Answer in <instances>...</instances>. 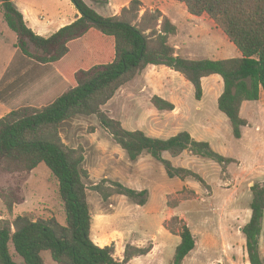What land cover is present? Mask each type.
Here are the masks:
<instances>
[{"label":"trees","instance_id":"obj_1","mask_svg":"<svg viewBox=\"0 0 264 264\" xmlns=\"http://www.w3.org/2000/svg\"><path fill=\"white\" fill-rule=\"evenodd\" d=\"M172 1L183 3L192 15L209 17L241 56L191 60L177 55L169 42L170 37L177 34V26L159 9L141 13L144 6L140 0H132L119 15L112 17L100 15L85 0H71L80 17L50 37L36 34L27 25L14 0H0L4 21L17 36L15 46L40 64H57L65 59L57 65L70 84L40 108L25 106L0 118V171L30 174L45 163L59 182L66 215L65 224L55 217L34 219L29 213L18 215L13 221L0 220V264H46L42 256L45 251L50 252L58 264H127L152 250V245L138 248L128 244L120 260L115 256L114 244L100 247L93 241L87 199L89 187L85 181L89 174L82 167L84 149L65 145L60 133L61 125L73 117L96 115L101 127L125 150L131 161H137L143 154L150 155L163 164L171 178L195 177L204 182L194 171L174 166L164 158L165 153L175 158L190 151L224 167L236 162L216 152L209 142L196 140L187 131L166 139L152 137L142 130L125 129L119 120L102 110L124 85L149 65L166 66L182 74L194 86L197 100L203 97L202 80L219 75L224 89L218 98V108L230 120L234 138H242L243 128L249 126L248 120L241 116L243 104L258 101L264 95V0ZM77 45L80 47L78 59L83 63L65 68L66 59ZM31 46L36 53L31 52ZM87 54L90 61L86 63ZM152 103L161 111L175 110L174 104L158 96L153 97ZM106 183L112 189L105 187ZM91 189L105 201L122 195L144 206L149 199L147 190H135L110 179H103ZM251 191V217L242 227V234L248 262L264 264L260 250L264 184H254ZM21 192L18 188L17 194ZM24 201L20 195L17 201L6 200L9 212H13L14 204ZM173 220L181 224L178 230L168 225L164 227L181 241L171 264H183L195 250L196 239L185 221L178 217ZM15 255L22 259L21 263L15 260Z\"/></svg>","mask_w":264,"mask_h":264},{"label":"rangeland","instance_id":"obj_2","mask_svg":"<svg viewBox=\"0 0 264 264\" xmlns=\"http://www.w3.org/2000/svg\"><path fill=\"white\" fill-rule=\"evenodd\" d=\"M30 1L35 5V15L44 16L45 20H42V23L50 27H55L59 13L64 18L71 16L70 8L64 1ZM125 1L87 0L88 5L104 17L113 16L115 10ZM148 1L155 2V0ZM53 2L56 6L52 9L46 10L42 6L49 7ZM160 4L167 15L175 20L178 35L172 37L170 43L180 49V55L183 57L191 60H222L241 56L236 46L214 26L208 17L190 14L186 6L178 1L163 0ZM193 19L194 21H191ZM3 27L4 18L0 8V118L12 110L28 106L31 102L32 105L42 107L68 87L67 84L58 81L51 84L46 93L40 96L33 95L32 101L28 100L27 96H22L21 93L28 86L35 82L40 83L46 76L54 75L56 71L53 74V66L44 67L35 59L26 57L20 50H16L13 46L17 40L15 33L7 25L5 26L7 28ZM30 50L36 53L34 47L31 46ZM17 51L18 54H15ZM79 51L80 47L75 46L73 54L65 61V68H71L79 62L83 63L78 59ZM83 53L82 48L81 54ZM84 61L86 63L90 61L89 55ZM181 77L172 72L169 75L157 72V79L143 85L138 79L119 90L102 110L109 117L119 120L127 130H142L152 137L166 138L176 135L191 126V115L187 119L180 113L168 114L161 110L153 113L152 109L157 108L152 103V99L157 94L170 96L172 87L179 85L180 90H175L174 95H180L185 99L186 104L183 106L191 108L199 105V101L195 98L194 86L188 81L187 85L180 84ZM183 80L186 81L184 77ZM205 87L204 101L200 104L202 110H195L192 117L197 123L198 135L195 138L209 142L216 152L234 158L236 162L224 167L212 160L194 157L190 151H186L179 160H173L174 166L180 165L194 170L204 180L202 183L195 177H188L186 180L171 178L163 164L156 161L154 163L158 168L150 166L144 171L157 184L147 205L138 206L127 197L120 195L122 200L105 206L114 214L112 228L118 231L134 228L143 236L148 234L156 237L162 244L163 251L169 256L166 255L165 264H171L174 256L175 250L173 253L169 251L172 241L174 243L181 241L179 236L165 234L163 230L165 225L176 230L180 228L181 224L173 220L174 217L185 221L196 239V248L186 260L187 264H232L235 260L239 264H244L247 261L245 237L240 228L244 227L251 217L253 198L251 187L257 183L264 184V103L260 101L261 99L247 102V107L242 109V116L253 123L245 131L244 138L235 139L230 120L218 108V97L224 89L222 79L219 82L208 80ZM74 125L72 133H75L76 138H84L86 134L99 129L98 136L108 139L103 136L105 132L96 115L76 117ZM70 127L64 126L63 129L67 142H71ZM112 143H115L114 140ZM114 162L112 161V165L107 160L101 162V170L106 176L113 177L114 171L111 167ZM125 167L123 165V169ZM120 178L116 181L128 186L129 179ZM85 181L87 182V179ZM104 185L112 189L109 183ZM146 186L149 190L150 187L152 188L149 184ZM175 187L177 189L172 192ZM18 188L22 191L20 194H17ZM19 195L23 196L25 201L15 206L12 213L9 212L6 200L17 201ZM165 195L168 196L165 198ZM22 213H29L34 219L55 217L62 224L66 222L59 182L45 163H41L30 174L0 171V220L13 221ZM150 239V237L144 238V247L151 246ZM260 241L261 256L264 259V222ZM164 252L159 257L161 262L165 259ZM12 253L14 254L13 249ZM42 255L46 264H58L53 261L50 252L45 251ZM156 257L157 254L148 263L153 264ZM15 260L20 261L16 255Z\"/></svg>","mask_w":264,"mask_h":264},{"label":"crops","instance_id":"obj_3","mask_svg":"<svg viewBox=\"0 0 264 264\" xmlns=\"http://www.w3.org/2000/svg\"><path fill=\"white\" fill-rule=\"evenodd\" d=\"M62 1L67 3L68 7L70 8L71 16H69L67 18H64V17H62V14L59 13V17L57 16L56 21H55V27H50V25H45L44 23H42V20H45L44 16L40 15L38 17L37 14L35 15V5L33 4V1H30V0H14V3L19 8V10L23 13L24 18H25V20L27 22V25L36 34H38L40 36H43V37H50L51 35L56 33L60 28L73 23L75 20H77L80 17L79 12L77 11L76 7L71 2V0H61V2ZM85 1L88 4L87 0H85ZM131 1L132 0H126L124 3H122L115 10V13L113 14V16L119 15L121 13L122 9L125 6L129 5V3ZM140 1L143 3V6H144L142 12H144L146 10L159 9L160 11H162V13L164 15L169 17L167 15V12L162 8V6L160 4V3L163 2V0H155V2L148 1V0H140ZM42 6L44 8H46V10H47V9H50V8L52 9L53 7H55L56 4H54V2H53L51 4V6H49V7H47V5H42ZM205 17H207V16L203 15V18H205ZM169 18L176 25L175 20L173 18H171V17H169ZM191 21H194V19L191 20ZM211 21H209V22H211ZM49 22L50 21H48V23ZM213 24H214V26L216 28H218L215 25L214 22H213ZM6 25L7 24L4 21V27H3L4 29L7 28V27H5ZM177 29H178V27H177ZM176 35H178V32H177ZM172 37H174V36L170 37L169 42L171 41ZM16 43H17V40H16V42L13 43L14 48L16 50H20L19 48H16V46H15ZM174 48L176 49V54L180 55V49L176 48L175 46H174ZM15 54H18V51ZM180 56H182V55H180ZM64 60L65 59H63L62 61H60L57 64H62L64 62ZM57 64H42L44 67L53 66V74L55 73V71H56V73L54 75L51 74V76H49V75L46 76L45 79L43 81H41L40 83L35 82L33 85L28 86L26 88V90L23 93H21L22 96H27L28 100H31L33 95L36 94L37 96H40V95L46 93L47 90L49 89V87H51V84L56 83L58 81H60V83H65L67 85H70L69 81H68V77L65 76V74L62 72V70H60V68H59V66ZM157 72H164V73H166L168 75L170 74V72H172L174 74H177L180 77L182 75V74H180V73H178V72H176V71H174V70H172V69H170V68H168L166 66L149 65L145 70H143L139 75H137L134 78V80H132L131 82L127 83L123 87H126L127 85L137 81L138 79L141 81L142 85L146 84L148 81L150 82L153 79H157L156 78V73ZM183 77H181L182 78V83H180V84L187 85V83L189 81L188 82H187V80L184 81ZM52 78H54V79L53 80H49V79H52ZM221 79L222 78L219 75H212L210 77L204 78L202 80L203 95H204V91H205V88H206L205 87L206 81H208V80H216L217 82H219ZM41 83H42V85L40 86ZM145 88H147V87H145ZM172 88H173L174 91L171 89L170 93H172L173 95L171 94L170 96H168V94L167 95L157 94L155 96H158V97H160V98H162V99H164V100H166V101H168V102H170V103L175 105V110L174 111H171V112L166 111L168 114L180 113V115L183 118H187V119H189L190 115H191V126L185 128L184 131L190 132L191 136L193 138H195L196 135H198V132L196 131L197 130L196 129L197 128V126H196L197 123L194 121V119L192 117H193V114H194L195 110H200V111L202 110L201 109L202 105H200V104L203 103L204 98L202 97L201 100H198L199 101V105H197V106H193L191 108L185 107V106H183L184 104H186L185 103V99L183 97H181L180 95H177V94L174 95V92L176 93L175 90H180V86L179 85H174ZM43 97H45V96H43ZM260 101L264 103L263 96H262ZM30 104L28 106H36L34 104L33 105L32 104L30 105ZM245 107H247V102H245L243 104L242 108H241V116H242V109L245 108ZM152 112L156 113V112H159V111H158V109L153 108ZM263 116H264V114H263ZM76 117L78 118L79 116H76ZM76 117H73L70 120L65 121L61 125L60 133H61V137H62L64 143L67 144L70 148L76 149V148H79L80 146L83 147L85 159H84V162L82 164V167L89 174V178L87 179V182H86L87 186L88 187L89 186L90 187L94 186V185L98 184L99 182H101L103 179H110V180L116 181V180L121 179L120 177H124L127 180L129 179L128 180L129 182L127 184L129 188L131 187L132 189L139 190V191H142V190H147L148 191V193H149V200L147 202V204H148L150 202L151 193L153 192L154 189H156V185L157 184H156V182L154 180L149 178V176H147V174L144 171H146L147 167L149 168L150 166H152L153 168H158V167H156L157 165L154 163L157 160L154 159L153 157H151L150 155L143 154L137 161H131L128 158L125 150H123L116 143H112L111 135L106 130H104L103 128H102V130H104V132H105V135H103V136H106L108 139H105L104 137L101 138V137L98 136L99 129H96L95 132H93V133L86 134V136L84 138H78V137L76 138L75 137L76 136L75 133L74 134L72 133L73 132L72 129L75 128L74 124H75V121H76ZM254 119H256V117ZM246 120H248V119H246ZM248 122H249V126L243 128V136H242V138H244L245 131L248 128H250L251 124L253 123V121H249V120H248ZM64 126H71L70 127L71 130H70V133H69V138L71 139V142H67L66 141L65 134L63 133ZM172 136H174V135H172ZM153 137L166 139V138H169L171 136H168L166 138L165 137H161V136H153ZM199 141H201V140H199ZM184 153H186V151ZM184 153L181 154L178 157H175V158H173L170 154L165 153L164 154V158L170 159V160H172L171 162H173V160H175V159L179 160V158H182V156H184ZM194 157H199V156H195L194 155ZM199 158H202V157H199ZM203 159H205V158H203ZM103 160H107L108 162L111 163V165H112V161H115L113 166L111 167V170L114 171V173L112 174L113 177L112 176H106V174L104 172H102V170H101V162ZM123 165L126 166L125 169H123ZM176 167L185 168V167L180 166V165L179 166L176 165ZM186 169H188V168H186ZM34 170L32 172H34ZM192 171H194V170H192ZM146 184L151 185L152 188L150 187V190H149L147 188L148 186H146ZM90 187L87 189V199H88V203H89V207H90V211H91V216H92L91 237H92L93 241L100 247H105V246H109V245L114 244L115 245V250H116V252H115L116 258H119L120 260H123L125 248H126V246L128 244H131V245H133L135 247H138V248H143L144 247V238L145 237H147V238L150 237L151 238L150 240H152V243H151L152 250H151V252L149 254H147V255L134 257L127 264H149L148 262L153 258V256L155 254H157V257L155 258L153 264H165L166 260H167V258H166L167 254L163 251L164 248H163L162 244L159 242V240L156 237H151L148 234H145V236H143V235L139 234L138 231H136L134 228H129L126 231H118L116 228H112L113 227L112 219H113L114 214H112L110 212L109 208L105 207V206L108 203H113V202L122 200V197L120 195H114L111 198H109L107 201H105L99 195L98 192L93 191ZM176 189H177L176 187L173 188L172 192L174 190H176ZM167 196L168 195H165V198ZM165 203L167 205V202H165ZM20 204H22V203H20ZM147 204H145V205H147ZM17 205L18 204L14 205L13 211L15 209V206H17ZM163 230H164L165 234L173 235L165 227L163 228ZM173 236L178 237L177 235H173ZM179 244L180 243H177V242L174 243L172 241L171 248H170L169 251L171 253H173V251L176 250V247ZM260 246H261V241H260ZM163 252L165 253V259L163 260V262H161L159 257L163 255ZM174 254H175V252H174ZM190 255H191V253H190ZM190 255L184 260L183 264H187L186 260H188ZM19 259H20V261H17V260L16 261L21 263L22 259L21 258H19ZM172 260H173V258H172ZM172 260H171V263H172ZM232 264H239V262H236V260H235V261H233ZM244 264H250L248 262V259H247V261H245Z\"/></svg>","mask_w":264,"mask_h":264},{"label":"water","instance_id":"obj_4","mask_svg":"<svg viewBox=\"0 0 264 264\" xmlns=\"http://www.w3.org/2000/svg\"><path fill=\"white\" fill-rule=\"evenodd\" d=\"M240 231H242V228L240 229Z\"/></svg>","mask_w":264,"mask_h":264}]
</instances>
